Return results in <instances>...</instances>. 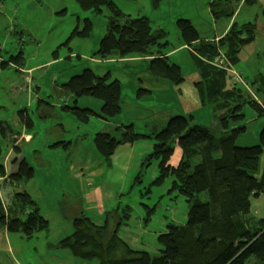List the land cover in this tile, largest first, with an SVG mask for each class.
<instances>
[{"label":"rangeland","instance_id":"rangeland-1","mask_svg":"<svg viewBox=\"0 0 264 264\" xmlns=\"http://www.w3.org/2000/svg\"><path fill=\"white\" fill-rule=\"evenodd\" d=\"M112 1L130 17H146L152 31L166 33L160 51L179 66L180 83L150 73V57L135 54L121 59L114 51L102 58L97 53L108 22L105 7L98 14L82 10L75 0L0 1V166L5 170L4 176L0 172V202L6 206L15 193L25 191L48 221L47 232L29 238L0 225V264H95L60 242L71 235L79 215L97 225L112 216L107 224L111 232L124 205L131 208V216L127 225L117 226V236L153 257L161 248L156 237L166 223H185L192 201L172 189L170 179L154 183L155 161L143 164L153 144L149 136L171 116L220 129L213 119V104L201 101L197 94L199 70L182 45L177 19H188L200 38L207 40L219 39L233 23L255 24L253 40L241 48L238 63L228 68L239 74L237 84H246L247 94L264 102V92L259 90L264 80V0ZM228 7L234 11L232 16ZM86 22L88 35L83 33ZM219 50L223 53L224 45ZM85 69L120 84V111L109 120L102 118L101 101L74 97L63 87ZM73 107L90 111L87 120L78 119ZM242 113L244 119L229 121L226 130L244 126L235 144L256 145L264 115L257 116L247 104ZM128 125L145 137L119 145L105 162L94 146L95 134L118 138ZM178 156L176 150L172 164ZM259 160L264 161V149ZM22 161L33 169V177L9 184L6 178L17 172ZM195 198L204 200L206 195ZM250 215L264 217V194L250 199ZM253 261L251 257L246 264Z\"/></svg>","mask_w":264,"mask_h":264},{"label":"trees","instance_id":"trees-1","mask_svg":"<svg viewBox=\"0 0 264 264\" xmlns=\"http://www.w3.org/2000/svg\"><path fill=\"white\" fill-rule=\"evenodd\" d=\"M75 1L84 11L100 14L103 7L109 11L97 51L102 58L114 51L121 59L135 54L139 58L150 57V73L175 84L182 81L179 66L160 51L159 46L166 44H160L166 33L160 29L152 31L146 17L124 14L112 0ZM252 1L244 0L245 3ZM227 10L229 16L234 14L231 7ZM214 15L218 17V14ZM176 27L183 47L188 49L199 70L200 80L195 82L197 94L201 101L213 104V119L220 126L219 130L211 129L175 115L149 136L153 144L143 164L155 161L154 183L157 185L170 179L172 189L188 203L192 201L185 223H166L165 230L156 237L161 248L154 257L147 251L131 249L117 236V226L127 225L126 221L130 219L128 205L121 210L125 222H119V217L111 232L107 224L112 216L106 217L101 225L84 215L77 216L73 220V232L60 244L69 247L82 260L96 261L95 264H246L251 257L254 264H264V217L256 219L250 215V199L264 194V162L261 165L259 160L264 149V126L259 132L258 143L252 146L235 144L236 137L244 132V126L226 130L229 121L244 119L245 104L257 116L264 115V102L254 100L244 88L231 81L226 71L238 63L241 48L253 40L255 24L233 23L217 41L200 38L188 19H177ZM89 29L90 23L86 22L83 33L88 35ZM220 45L225 47L222 57ZM16 57L22 58L19 54ZM63 87L74 97L87 96L101 101L105 120L120 111V84L117 80L109 81L106 74L100 76L85 69L69 78ZM259 90L264 92V80H261ZM71 110L83 121L91 113L77 107ZM124 129L118 138L107 133L95 134L94 146L105 162L119 145L145 137L135 133L132 125ZM1 130L4 135V129ZM176 150L179 156L172 164ZM0 172L5 175L2 166ZM32 177L33 169L22 161L17 172L6 180L13 184L21 179L29 181ZM201 193L206 195L204 200L195 198ZM0 225L8 232L28 238L48 230V221L40 215L37 203L25 191L15 193L6 206L0 202Z\"/></svg>","mask_w":264,"mask_h":264},{"label":"crops","instance_id":"crops-1","mask_svg":"<svg viewBox=\"0 0 264 264\" xmlns=\"http://www.w3.org/2000/svg\"><path fill=\"white\" fill-rule=\"evenodd\" d=\"M216 41L218 40V39H215ZM220 51V50H219ZM220 54H221V57H222V52H220ZM229 68H233V66H229ZM228 68V70H226L228 73H229V75H230V78H231V80H232V82H235V83H237V81H239V74L237 73V72H232V71H230V69ZM229 78V77H228ZM228 81H229V79H228ZM243 87L242 88H244V90L247 92V86H246V84H244V83H242L241 84ZM241 87V86H240ZM248 92H249V90H248ZM253 99L255 100V98L253 97ZM256 101H258V100H256ZM259 102V101H258ZM20 138V137H19ZM264 162V161H263ZM262 162V163H263ZM262 163H261V165H262ZM3 170H4V168H3ZM4 172H5V170H4ZM85 186L86 187H91L90 186V184L89 183H87V184H85ZM131 216V215H130ZM101 225V224H100ZM131 248V247H130ZM132 249V248H131ZM136 250H138V249H136Z\"/></svg>","mask_w":264,"mask_h":264},{"label":"water","instance_id":"water-1","mask_svg":"<svg viewBox=\"0 0 264 264\" xmlns=\"http://www.w3.org/2000/svg\"><path fill=\"white\" fill-rule=\"evenodd\" d=\"M1 1V0H0Z\"/></svg>","mask_w":264,"mask_h":264}]
</instances>
